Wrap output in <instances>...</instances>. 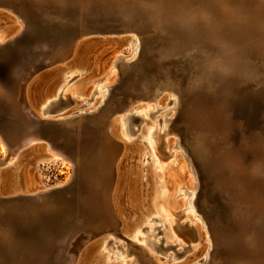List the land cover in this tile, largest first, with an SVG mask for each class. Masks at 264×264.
Masks as SVG:
<instances>
[{
  "label": "bare ground",
  "instance_id": "1",
  "mask_svg": "<svg viewBox=\"0 0 264 264\" xmlns=\"http://www.w3.org/2000/svg\"><path fill=\"white\" fill-rule=\"evenodd\" d=\"M178 12L183 13V23L186 24L185 31H182L184 44L181 45L176 37ZM26 15L30 20L26 19ZM29 21L36 22L38 26L35 24V28H39L34 42L29 51H14L13 42L29 28ZM0 25H9L5 30L0 29V64L3 68L0 69V76L3 77L0 103L8 112L7 120L3 121L5 128L0 132L3 152L0 160V204L10 203L12 199L20 200L22 195L31 196L48 190V187H25L20 177L21 153L25 147L41 141L44 142L41 150L47 154V161L56 163L61 159L62 164L68 163L73 169L65 184L52 188L77 181L81 189L78 201L83 204L76 213L79 216L88 214V217L84 216L87 219L84 223L80 221L82 226L73 222L72 225L78 228L72 229L69 225L70 234L58 241L54 251L41 244H31L32 238L25 230L33 225L28 217L24 216L25 221L18 224L21 230L0 220V236L4 238L0 242V264H49L51 254H54L56 264H96L99 247L112 243L118 250L117 239L125 240L127 245L126 253L120 254V257H133L132 261L124 264H264V134L253 131L248 137L242 132L241 141L233 143L232 131L240 124L233 120L228 107L231 98L237 96L238 99L240 93L246 91L238 89L236 77L240 75L251 79L253 71L258 70L257 62L261 58L255 51L261 50L264 54V0H0ZM153 30L159 37L160 33L166 36V41L164 38L155 54H151L154 62H150L148 68L141 67L131 77L127 75L130 77L127 88L115 96L117 74L110 80L107 77L120 64L121 70L128 71L124 64L146 50L141 36ZM192 30L196 33L192 34ZM89 33L101 34L102 37L116 36L112 43L127 47L128 54L116 51L121 53L115 56L106 73L97 69L95 62L89 68L86 66L88 58L76 54L78 42ZM35 51L49 52L41 59L33 56L37 54ZM195 53L204 68L203 74L200 71L203 83H211L212 95H206L204 89L209 88L203 85L196 98L189 103L187 95L175 89V82L150 76L152 69L161 73L160 65L164 62L172 61L179 55L183 57ZM70 68L73 73H83L85 77L66 89L65 84L61 85V72ZM226 83L230 86L227 87ZM74 95L80 97L79 102ZM185 103L190 108L186 120L199 146L193 158L199 160L207 176L214 177L215 187L227 198L228 218L243 232L240 235L226 231L224 228L227 227L220 221L208 224L206 218L212 215L206 211L207 204L202 201L198 203L199 207L196 205L198 172L188 150L182 147L177 134L171 129L173 118ZM133 107L138 109L132 112ZM149 116L152 117V124L146 123L145 119ZM87 124H90V129L86 130L84 126ZM140 126L143 127V138L136 143L122 145L119 129L125 136L134 137L142 133ZM60 129L70 130L69 141L74 148L72 154L51 143L53 137L48 134L49 130ZM152 135L155 156L159 161L167 162L172 158L176 161L173 167L164 168L167 185L157 183L158 188L171 195L167 202L162 198L157 201L165 218L170 220V226L166 225L164 217H159L162 229L149 227L151 231L145 241L154 254L165 260L163 263L126 239L132 229L125 224L124 217L122 222L118 219V216L122 217L125 205L141 208L140 189L137 188L141 181L140 172L127 167L124 159L129 160L133 155L140 158L143 152L141 143L145 136ZM53 141L60 144L61 139ZM166 150H173L174 155L164 154ZM118 164H121L118 171L124 170L127 176L116 185L114 177L115 174L117 177ZM152 167L151 160L147 170V174H151L149 182L152 188L148 192L151 208L154 186ZM186 210L191 212V216L184 214ZM176 217L178 220L185 219L188 226L178 224L179 221L174 224ZM215 242L227 253L225 257L211 261L210 253L215 249ZM87 246L94 247L92 254Z\"/></svg>",
  "mask_w": 264,
  "mask_h": 264
},
{
  "label": "rangeland",
  "instance_id": "2",
  "mask_svg": "<svg viewBox=\"0 0 264 264\" xmlns=\"http://www.w3.org/2000/svg\"><path fill=\"white\" fill-rule=\"evenodd\" d=\"M2 12H4V11H2ZM25 17H26V19L30 20V17L28 15H26ZM15 18H17V17L15 16ZM15 18L13 17V19H15ZM177 18H178V23H177L178 26L177 25L176 26L178 28L177 29L178 31H177L176 37L179 40L178 44L181 45V44H184V41H183L184 36L182 35L183 34L182 31H185L186 24H185V22L183 23L184 15L182 12H180V13L178 12ZM173 21H174V23H176V20H173ZM29 22H30V24L28 26L29 28H26L21 33L22 35L20 34L21 37L18 36L19 39L17 38V40L15 42H13V45H12L13 48L12 49L14 51H17V50L19 51L22 49L24 51L25 50L29 51L30 46L34 42L33 41L34 35L36 34V32L39 31V28H35V24H36V26H38L36 22H32V21H29ZM3 26L4 25H0V29L3 28L5 30L6 27L8 28L9 25H6V27H3ZM19 26L21 28V25H19ZM31 28H34L35 31L32 30L33 32H31ZM179 28H182V29H179ZM88 30H90V29H88ZM92 30H94V29H92ZM193 30H192V34L196 33ZM1 32H3V31H1ZM148 33L149 34L143 33V35L141 36L142 44L146 48L145 52L142 51L138 55V57L134 58L132 61L128 62L127 64H124L125 69L127 68L128 71L124 72L123 70H121L122 64H120V66H118V69H114L113 72L111 73V75H109L107 77V79L110 80L111 78L113 79V77L117 74V82L114 84V87H115L114 88V92H115L114 95L115 96H117L121 91H123V89L127 88V81L129 80L131 75L138 72L141 67L143 68V66L145 68H148V66H150L154 62V61H152L153 60L152 55L155 54L154 51L159 49L158 47L161 46L160 44L163 43L164 38L166 41V36L161 35V33H160V37H159L158 33L155 30H153V32L151 31ZM106 36H108V37H102L101 34L97 35L95 33H91V34L89 33V34L85 35L84 37L82 36L83 39L81 38L82 40H80L78 42L79 46L76 49V54H78L77 55L78 57L85 56V58H88L89 61L86 64V66H88L90 68L91 67L90 64L95 62L94 63L95 67L97 69H100L101 72H104V73H106L107 70L109 69V67H111L112 63L115 61V56L117 54H119L121 52L123 55L128 54L127 47L120 45L121 43L118 44L120 46L116 45L115 42L112 43V39L117 38L116 36H114V35L113 36L112 35H106ZM104 40H106V41H104ZM160 40H162V41H160ZM193 40H195V38ZM0 42H2V41L0 40ZM157 42H159V44H157ZM195 42L198 44L197 40H195ZM48 45L51 46V41L48 42ZM181 48H182V46H181ZM50 49H49V51H50ZM118 50H121V52L116 53V51H118ZM48 52H45L43 54V53H39V52L35 51V53H37V54H35L33 56H37V57L42 59V58L48 56ZM255 52L259 55L258 57L261 56V58H259L260 59L259 63L257 62V64L259 65L257 71H259V70L260 71L259 72L253 71V73L251 74L253 76L251 77V79L248 78L249 80L245 79L244 77H240V75L236 77V79L238 81L237 82L238 89H243L244 91L245 90L246 91L245 92L242 91L244 94L241 92L240 96H238V99H237V96L231 98V100H230L231 102L228 105L233 120L238 121L240 124L239 128H235L232 131L233 133L231 135V141L235 144H238L241 141L242 132L244 134H246L247 136L249 135V133H252L253 131L264 134V124H263L264 121H262V119L264 120V100H263L264 99V92H263L264 91V75H263L264 74V72H263L264 71V69H263L264 68V64H263L264 63V61H263L264 60L263 59L264 54H263V51H261V50H256ZM186 55L187 56H183V57L181 55H179L178 58H174L172 61L164 62L163 63L164 65L163 64L160 65L162 72L157 73L158 71L155 72L154 69H152L150 71V76L152 78H159L160 77L159 79H161L162 81L165 80L166 82H169V81L170 82L172 81L171 83L175 82L176 83V84L174 83L175 89H178L179 92L185 93L187 95L188 101L190 100L189 103H191L196 98L197 93L200 91V89H202L203 85H205L207 88H209V89H204L206 92V95H208V94L212 95L213 89H212L211 83H209V82L203 83V75L202 74H203L204 68H203L201 61L198 60L199 59L198 54L195 53V54H186ZM195 55H196V57H192ZM142 59H143V61H141ZM188 60H189V62H188ZM125 61H128V60L126 59ZM17 62H15V64ZM150 62H151V64H150ZM146 64H148V65L146 66ZM174 64H175V66H174ZM62 65H59V66H62ZM187 65H188V67L190 66L191 68L185 67ZM69 66H72V64H70ZM200 67H201V70H200ZM129 68L131 69V71L129 70ZM197 68H198L199 72H198ZM0 69H3V68H1V64H0ZM182 70H184V71L186 70V71L184 72ZM195 71L198 74L195 73ZM200 71L202 74L200 73ZM163 72H164V74H162ZM61 73L63 74V76L60 78L61 85L65 84L66 89L71 88V86L73 84L80 82L82 80V78L85 77V74H83V73H79V74L73 73V69H71V68L69 70L61 72ZM182 73H185V74H182ZM260 73H261V75H260ZM127 75L130 77H128ZM166 76H168V77H166ZM2 78L3 77L0 76V83H3ZM164 78H167V79H164ZM255 84H256V86H255ZM226 85H227V87L230 86V84H228V83H226ZM250 85H252V86H250ZM180 87H181V89H180ZM239 87H241V88H239ZM244 87H245V89H244ZM38 89H39V87L36 89L37 95H38ZM253 89H255L256 91ZM251 91H252V93H251ZM250 94L251 95L253 94V95L251 96ZM246 95H247V97H246ZM255 96H257L256 97L257 99L255 98ZM74 98L77 102H79L80 97H78L77 95H74ZM258 98H260V99H258ZM248 100H249V102H248ZM239 102H240V104H239ZM241 102H242V104H241ZM261 104H262V106H261ZM2 105L3 104L0 103V132H3V130L5 128V123H3L4 119L7 120V118H8V116H7L8 112L6 111L4 105L3 106ZM144 107H146V105H144ZM245 107H246V109H245ZM169 108L170 107H168L167 109H169ZM2 109H3V111H2ZM133 109H134V107L132 108V112H134V110L138 109V108H135L134 110ZM249 109L251 112H249ZM188 112L190 113V108H189L188 103H185V104H183L179 113L173 118V120H172L173 124L171 126V129H173V132H175L174 134H177V136H178V138L182 144V147L184 149L188 150L190 156L194 160L193 156H194V154L196 155V152H197L199 146L197 145L198 141H197L196 135H194L193 131L190 130V128L188 126L189 125L188 121L186 120L189 118L186 115V113H188ZM43 116L47 117L45 115H43ZM141 116H143V118H144V113H142ZM148 118H150V119H148ZM148 118L145 119L146 123L148 122V124H152V122H151L152 117L149 116ZM244 118H245V120H244ZM16 123H17V121H16ZM89 126H90V124L89 125L87 124L84 127H86V130H87V128L90 129ZM140 128H141L140 131H142L143 127L140 126ZM69 131H70L69 129H60L58 131L49 130L48 134H50L51 137H53L54 139L55 138H57L58 140L61 139L60 144H58V143L54 144V141H53L54 139L52 138L51 143H53V145H55L59 148L60 147L63 148L65 153H67V154H72L74 151V148H72V146L70 145L71 143L69 141L70 140V136H69L70 132ZM156 133H157V130H156ZM182 133H183V135H182ZM145 137L146 138H144L143 142L141 143V147L143 150L141 157L137 158V156L133 155L129 158V160L124 159V162L127 164V167L132 168L136 172H140L141 181H140V184L138 185L137 188L140 189L139 195H140V201H141V204H140L141 208L140 209H136L135 207L129 208L128 206L125 205L124 209L121 211L122 217L118 216V219H119V221L122 222V218L124 217L123 219L126 221V222L124 221L125 224L128 225L129 229H132L131 232H128L127 236H129V237H127L126 239L133 242L134 244L141 247L142 249L147 250L151 254V256H155L156 258L158 257V259L161 260V261H159V263H163L165 260H163L161 257L154 254L149 249V247L145 243V241L149 237V234L151 231V230H149V227H153V228L159 227L160 229H162V226L158 222V218L159 217L165 218V215L162 212V210H160V208L158 207L157 201L162 198V199H165V201L167 202V200L170 198L169 196H171V195L168 191L158 188L157 183L161 182V183H164L165 185H167L166 181H165L167 176L164 173V168L173 167L175 165L176 161L174 158H172L171 160H169L167 162H164V161L160 162L159 159L155 156L156 150H155V145H154V141H153L154 135H152L150 137H148V136H145ZM170 137H172V136H170ZM119 138L121 140L120 142L122 143V145H123V143L124 144L136 143L137 140L143 138V131H142V133H139V134L137 133L136 135H134V137H127V136H125V134H123V131L119 129ZM43 145H44V142L39 141V142H34V143L30 144L29 146L24 148L25 151L23 153H21L22 156L20 158V160H21L20 177L22 178V182L24 183L25 187H31V188L48 187L47 188L48 190H45L46 191L45 193L42 192V193L34 194L31 196L30 195H28V196L22 195L21 196L22 199H20V200L12 199V202H10V203H8V202L6 204L1 203L0 204V210H1L0 211V220H1V222L6 221L7 223L13 225L14 229H16V230H21V227L18 224L21 225V222L25 221L24 216L28 217V219L32 222L33 225L31 227H29L28 229H25V230L29 231L30 237L32 238L31 244H35V245L41 244V246L43 245V247H50L54 251L55 247L58 246V241L60 239H64V237H66L67 235L70 234L71 227L69 225L72 226V229H74L75 227L78 228L77 226H79V227L82 226L83 223L87 220L84 216L88 217V214H86V215L81 214L80 216L84 217L83 219H80L81 217L78 214L79 213L78 209L81 208V204H83V202L78 201L79 196H81V195H79V192H81L80 191L81 189H80V184L78 185L77 181H71L70 183H67L66 185H64L62 187L52 188L54 185H59V184H63V183L65 184L67 177L69 175H70V177L72 176L73 169L71 168V165H69L68 163L62 164V162L60 161L61 159L59 160V162H56V163H52V162L47 161L48 160L47 154H44L41 150ZM158 152H159V150H158ZM163 153L168 155V156L174 155L173 150H169V151L166 150ZM176 154H177V156H180L179 152H177V151H176ZM2 158H3V152H2V147L0 145V160ZM151 160L153 162L152 181H154L153 194H152V196H153L152 197V208L150 207L151 200H150V195L148 193L149 189L152 188L151 183L149 182L151 180V174L150 175L147 174V170L151 164ZM122 167H123V165H122ZM119 168H121V164L117 165V177H116V174L114 177L115 178L114 180H116L115 181L116 185H119L120 183H122L127 176V174L124 170L122 172L118 171ZM194 168H195V171L198 172V174L196 173L197 174L196 175L197 176V182H198V191L196 193V195H197L196 205L199 207V204H201L202 201L205 202V204H207V205L204 204L205 208L207 207V210H206L207 213L209 215H212V216H209V219L206 218L207 223L212 224L214 221H220V223L222 222L221 224L224 227H227V228H224V229H226V231L236 232V233H238V235L243 233L241 230H239L238 227L235 226V224L233 223V220H230L228 218V214H227L228 213V210H227L228 206L225 202L227 200V198L224 196L223 193H221V191L217 187H215L214 177H212V176L209 177L204 173V171L200 165L199 160H196V161L194 160ZM189 177L192 180V184H193V179H192L193 176L190 174ZM190 179L187 178L188 183L191 182ZM75 186H77V187H75ZM163 192H165L166 194H164ZM217 202H219L220 204ZM220 205H221V207H220ZM217 206L219 208H217ZM213 208H215V209H213ZM134 209H136V210H134ZM76 212H78V213H76ZM24 213H29L28 214L29 216L25 215ZM132 213H134V214L132 215ZM77 214H78L79 218L77 217V219H76L75 217L77 216ZM129 214H131V217H128ZM184 214L191 216V212H189L187 210H186V212H184ZM73 216H74V218H73ZM150 218H152L151 221H150ZM165 220H166V225L170 226V220H167L166 218H165ZM80 221H82L83 223L82 222L80 223ZM178 221L180 223H178ZM73 222L77 226L72 225ZM185 222H186L185 219L178 220V217H176L174 219V224L178 223V224L186 227L188 225ZM229 223H230V226H229ZM183 224H185V225H183ZM19 227H20V229H19ZM58 228H60V229H58ZM52 229H53V231H52ZM49 231L52 233L50 234ZM45 232H46V234H45ZM59 236H60V238H59ZM105 239H106V237H105ZM3 240H4V238L1 235L0 236V242H2ZM117 241H118V245H119V247H117L118 250L114 249V245L112 243H109L106 246L103 245V246L99 247V249L96 252V258H95L96 264H124V262H126V261H132L133 260V257H125V258L120 257V254L124 255V253H126L127 245L125 243V240H123V239L122 240L117 239ZM29 242H30V240H29ZM1 244H3V243H1ZM118 245H116V246H118ZM214 245H216L215 249H212L211 253H210L211 261L213 259H219V257L223 258V257H225V254L227 253V252H225V250H223L224 248L218 244V242H215ZM23 247H25V245ZM88 247H90V246H87L86 248H88ZM93 248L94 247H90V254H92ZM217 249H218V251H217ZM221 253L223 255H221ZM25 255L27 257H30V255H28V254H25ZM216 256H218V257H216ZM49 258H50L49 264H56L57 263L54 261V258H55L54 254L49 255Z\"/></svg>",
  "mask_w": 264,
  "mask_h": 264
},
{
  "label": "water",
  "instance_id": "3",
  "mask_svg": "<svg viewBox=\"0 0 264 264\" xmlns=\"http://www.w3.org/2000/svg\"><path fill=\"white\" fill-rule=\"evenodd\" d=\"M4 200V199H3Z\"/></svg>",
  "mask_w": 264,
  "mask_h": 264
}]
</instances>
